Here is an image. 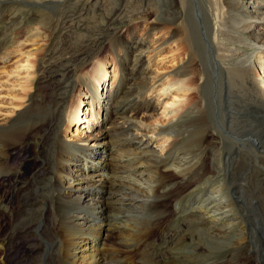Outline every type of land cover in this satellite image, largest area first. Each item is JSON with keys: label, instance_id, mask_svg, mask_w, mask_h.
Listing matches in <instances>:
<instances>
[{"label": "rangeland", "instance_id": "1", "mask_svg": "<svg viewBox=\"0 0 264 264\" xmlns=\"http://www.w3.org/2000/svg\"><path fill=\"white\" fill-rule=\"evenodd\" d=\"M154 2L155 0H0L1 21L7 20L12 14V16L17 17L18 26L30 30L25 36L17 40H13V35L8 37L4 50L0 52V66H2L0 67V108H2L1 113H3L0 118L2 119L5 116L4 114L14 107L13 102L18 101L23 96L24 90L22 88L24 85L30 86L33 84L48 96L56 94L61 96L63 105L60 108V113L63 117L66 115L64 108L72 99V94H78L83 100L81 113L83 117H86V120L84 124L69 127L65 135L68 140L78 142L81 145L95 143L97 139L94 138V135L98 133L97 131L108 126V124L101 123L104 116V106L94 101L88 95L87 88L81 84L77 85L73 91L74 80L77 78V74L80 75L82 71L90 70L92 62L102 58L101 61L103 60L106 63L108 76L105 85H100L99 90L100 93H107L108 90L111 88L114 90L119 84L122 75L121 65H123L124 76L121 87L113 92L114 99L111 101L113 108L110 109V112L114 117V121L127 125V123H124L127 121L126 114H129L132 109L146 106L147 99H151L155 109L144 112V114H138L137 122L147 126L149 137L153 139L152 146L156 148L157 152L166 154L171 145L172 137L180 131H184L185 139L183 140L181 137L182 141H177L172 158L178 157V152L187 149L188 152L190 151V158L185 159L186 163L183 166V171L181 173L179 171L167 181L163 180V176L160 174L155 176L153 183L156 188L151 197L153 202L144 205L143 209L139 208L145 216L138 226V230L142 234L135 238L139 241L133 240L126 244H119V242L112 245L114 247H107L108 250L103 253L100 260L103 264H122L120 258L126 255V257L131 256L136 264H149L152 259L159 263L175 260L182 264H204L221 258V262L223 261L224 264L229 263L235 258L244 256L247 253V248L243 247L236 250L224 248V240H231L236 232L230 229L229 232L231 233L228 232L227 236L223 228H217L214 222L200 210V201L201 198L214 190V182H208V178H206L212 174L214 165L221 166L224 169H232L230 162L225 160L226 149L223 148L222 135H231L226 128L264 127V109L262 112L253 111V106L258 105L261 101L262 91H264V47L254 39L252 30L245 27V13L232 0H225L228 9V20L226 32L222 38L226 45L219 51L226 50L230 54V57L224 60L228 68L244 71L246 75L244 79L237 78L229 82L235 85L236 92L233 95V102L239 108L233 114L234 122L229 120L224 125L219 124L212 110L206 107L209 129L213 132V136L208 141V151L211 154V159L209 156L207 161L203 159V154L199 149L202 121L196 117V111L201 104H209L215 105L217 112V102L214 103V94L218 98L223 76L220 75L218 67L212 62L214 51L207 40L203 20L201 17L196 16L200 38L194 36L193 31L188 27L190 50L186 56L192 57L193 60L189 72L180 76L185 79L184 84L186 85L182 88H170L173 81L180 78L174 74L171 61L173 56L179 54L180 47L173 41L163 44L162 48L158 47L165 38L150 31L149 23L152 16L145 15L149 13V9ZM143 14L145 17L142 16ZM184 18L185 16H179L173 21L169 18L165 20L168 23L171 21L176 24ZM211 18L215 22L212 13ZM216 26H218L217 23ZM133 29L137 33V38L148 37L149 40L148 46H150L147 56L149 55L150 58L146 59V66L150 67L147 78L143 72V60L135 57V54L139 53V47L133 46L130 48L129 45L125 44L120 52L118 51V55L114 50L115 37L113 31L117 34L116 36L125 34L124 38H129L126 31L130 30L132 32ZM10 51L13 54H10L9 59L11 58V60L8 61L3 57ZM260 54L262 55L261 61L258 59ZM82 68L84 69L82 70ZM203 68L210 76V81L206 85L200 79H193V71L195 72V69L202 70ZM67 70L70 71L69 74H66ZM224 77L226 82L229 81L226 74ZM167 88L169 89L167 90ZM222 107L229 116L228 113L231 112V109L225 105V102ZM177 110L181 111L176 113ZM171 122L173 127L168 128L170 132H162L161 128L168 126L167 124ZM118 123L111 130L113 132L105 129L110 134L109 136L108 134L101 135V141L104 144L101 145L100 149L106 147L108 152L112 151L110 162H116V154L121 150V147H126L127 144L124 141H127L130 136L131 128L128 126L121 128ZM88 125H91V127H88ZM26 128L27 125H22L19 131H24ZM243 130L245 133H249L247 128ZM53 133V129L46 130L45 128L40 132H35L27 138L19 149L13 151V153L17 152V155L11 159L20 166V173L11 172V174H6L2 164H0L1 172L3 171L1 175H3L6 188L4 201L1 200L0 202V206L5 212L0 217L3 223L2 228H4L0 233V239H3L0 241V250L1 248L3 251L9 249L7 241L10 240L6 237V234L9 233V228L12 225L15 229H18L14 241L19 243L18 247L14 248V251L10 254L11 257L7 252L4 253V256L0 255V264H25L28 260H31L30 254L32 252L39 254L40 250L45 249V245L44 247L40 245L36 247L41 239L35 233V228H30V231L25 233L21 231V227L31 217H33L31 218L33 227L40 220L39 215L31 216L30 213L31 210H34L31 206L37 194L34 178H36L39 186L42 188L44 186L45 190H41L43 194L49 196L52 193L51 183L49 182L53 179L54 171L52 169L56 161V143ZM81 139L88 140V142H82ZM245 139H250V137H245ZM228 144L231 143L228 141ZM261 145L263 146L261 151L264 152V140ZM246 149L249 152L250 149L248 147ZM221 151L224 162H222ZM175 161L176 159H174V163L171 161L174 166L177 164ZM167 164H169V161ZM153 165L160 166L163 165V162L158 161ZM107 169L103 174L105 182L103 181V184H101L104 188L96 187L94 191H99L102 188L101 191H106L109 194L104 196L108 211L100 217L96 215H87V217L94 222L104 221L110 224H119L124 219L133 218L130 215L124 217L122 213L117 214V207L112 203L114 195L126 191L120 181L123 180L122 178L126 173L122 170L113 172L114 166ZM117 173L119 174L117 175ZM225 173L224 189L230 191L232 178L228 173ZM34 174L36 175L34 176ZM240 183L243 184V182ZM246 186V184H243V187ZM230 192L229 198L232 194L234 197L235 189H231ZM111 195L112 197H109ZM237 196L239 194H235V197ZM146 198H148L147 195ZM18 204L23 205V208L11 216L9 209H16ZM43 209L52 214V216H47L45 219L47 222L45 223V230L47 239L48 236L50 237L48 241H52L53 245L46 246L49 252L45 251L47 257L45 256L46 258L42 260L44 262L41 261L40 263L65 264L67 257L61 248L62 241H66L67 236L73 232L74 227L69 225L66 220L63 223L64 220H61L60 215L57 214L58 212H55L52 207ZM238 210L236 212L239 215H244V221H247L245 206L244 211L242 209ZM53 213L56 216H53ZM127 213L135 214L133 210H129ZM129 222L132 223V220H129ZM249 228L251 229V227ZM113 234H118V230L114 229ZM210 235H217V239L207 241L206 238ZM63 236L65 237L63 238ZM146 236H149L148 241ZM221 236L224 239H221L222 242L221 240L218 241ZM142 242L143 244H141ZM195 243L202 245V252L191 253V247ZM106 244L109 246L108 242ZM139 244H141L140 248ZM118 245H121L120 249L123 248L121 253L120 249H117L119 248ZM125 249L126 251H124ZM129 250L131 254L127 253ZM149 253L153 256H150ZM114 256L116 257L114 258ZM191 259L195 260L192 261Z\"/></svg>", "mask_w": 264, "mask_h": 264}, {"label": "bare ground", "instance_id": "2", "mask_svg": "<svg viewBox=\"0 0 264 264\" xmlns=\"http://www.w3.org/2000/svg\"><path fill=\"white\" fill-rule=\"evenodd\" d=\"M232 1L245 13V27L252 30L254 39L257 40L258 44L264 47V0ZM211 13L215 17V22L212 21ZM227 14L228 9L225 0H155L149 9V13L145 14L152 16V20L149 23L150 31L153 34L158 33L160 36L165 38L163 43L161 42L162 44H159L158 47L162 48V45L167 44L169 41H173L179 45V54L173 56L171 60L172 66L174 67L173 72L178 77L188 73L192 66V57L186 56L190 50L188 30L190 28L191 31H193L194 36L199 39L200 32L196 16L201 17L203 20L207 40L214 51L212 62L218 67L220 75L223 76L218 98L214 94V103L217 102V112L216 106L209 104H201L199 106L200 108L196 111V117L202 121V133L200 135L201 145L199 149L203 154V159H206L207 161L209 156L211 159V154L208 151V141L213 136V132L209 129L207 121L208 110L206 107L212 110L219 124L224 125L229 122V120L234 122L233 114L235 113V110H238L239 108L233 102V95L236 92V88H234L235 85L229 82L237 78L244 79L246 75L244 71L228 68L224 63V60L230 57V54L226 52V50L219 51L226 45L222 36H224V33L226 32L228 20ZM145 15L143 14L142 16L145 17ZM179 16H185V18L176 24H173L171 21L168 23L167 20H165L166 18H169L173 21ZM17 20V17L14 15L12 16V14H10L8 19L5 21H1L0 19V52L4 50L8 37L13 35V40H17L30 32L27 28L18 26ZM216 23L218 26H216ZM135 32V29H133L132 32L127 30L126 33H128L129 38H124L125 34L116 36L117 34L113 31V35L115 37L114 50L118 55V51L120 52V49L123 48V45L125 46V44L129 45L130 48L133 46L139 47V53L135 54V57H139L143 60V72L147 78L150 67L146 66V59L150 58L149 55L147 56V51L150 46H148L149 40L148 37L137 38V33ZM11 53L12 52L10 51L3 58H6L8 61L11 60V58L9 59ZM101 59L92 62L90 70L84 72L82 71L80 75L77 74V78L74 80V86L72 87L74 91V88L77 85L81 84L85 86L87 88L88 95L94 101L101 103L102 106H104V116L101 123L108 124V126H105L103 129H99V131H97L98 133L94 135V138L97 139L95 143L81 145L78 142L68 140L65 135L69 127L72 125L75 126L82 123L84 124V121L86 120V117H83L81 113L83 100L78 94H72V99L67 106L65 105L66 107L64 109L66 111V115L63 117L60 113V108L63 105L61 96H58L57 94L48 96L41 89H37L33 84L30 86L24 85L22 88L24 90L23 96L18 99V101L13 102L12 105L14 107L6 112L2 119L0 118V164H2L3 170L6 174H11V172L20 173V166L14 163L11 158L17 155V152L13 153V151L17 148L19 149L29 136L35 132H40L44 128L46 130L53 129V134L55 135L56 161L55 166L52 169L54 171V176L52 181L49 182L51 183L52 193L49 196L43 194L41 190H45L44 186L43 188L39 186L36 178H34V181L36 182L37 194L35 195L33 205L31 206L34 210H31L32 212L30 213L31 216L39 215L40 220L33 227L31 220L33 217H31L30 219H27L28 221L25 222L23 227H21V231L25 233L29 232L30 228H35V233L41 239L40 243H38L36 247L39 245L44 247L45 245V249H39V254L32 252L30 254L32 257L31 260H28L25 264H41L40 262L47 257L45 254V251H48L46 246L53 245L52 241H48L50 237L48 236L47 239V233L45 230V223H47L45 219L47 216H52V214L47 213L43 208L48 209L52 207L55 212H58L57 214L60 215L61 220H64L63 223L66 220L69 225L74 227L73 232L67 236L66 241L64 239V241H62L61 248L67 257L65 264H103L100 258L103 253L108 250L107 247L119 242V244H126L128 242H132L133 240L139 241L135 238L142 234L138 230V226L141 219L145 217L142 214L143 211H140L139 208L143 209L144 205H149L153 202V198L151 199V197L155 193L156 188L153 183L155 176L160 174L163 176V180L167 181L168 179L174 177L175 174L179 173V171L181 173L183 171V166H185L186 163L185 159L190 158V151L188 152V149L181 150L180 153H182V155L178 152V157H173L176 159L175 162L177 164H175V166L172 164L174 163V159L172 158V156H174L172 154L174 147L176 150L177 141H182L181 137L183 140L185 139L184 131H180L172 137L171 145L166 154L157 152L156 148L152 146L153 139L149 137L147 126L137 122L138 114H144V112L149 110L153 111L155 109L151 99H147L146 106L140 107L144 109H132L129 114H126L127 121L124 123H127V125L114 121V117L110 112V109L113 108L111 101L114 99L113 92L118 87H121L124 76V68L123 65H121L122 75L117 87L114 90L111 88L107 91V93H100V85H105L108 76L105 66L106 63L103 60L101 61ZM258 59L261 61V54L258 56ZM83 69L84 68H82V70ZM69 72L70 71L67 70L66 74H69ZM225 74L229 79L227 82L224 77ZM193 79H200L202 83L206 85L210 81V76L206 73L204 68L202 70L195 69V72L193 71ZM184 83L185 79L180 77L173 81L170 88H182L186 85ZM147 85L149 87L148 81ZM168 89L169 88H167V90ZM224 102L225 105L231 109V112L228 113L229 116H227L226 112L223 110L222 105ZM263 109L264 91H262L261 101H259L258 105L253 106V111L262 112ZM179 111L181 110H177L176 113ZM1 112L2 108H0V115L3 114ZM117 123L120 124L121 128L128 126L131 128V131L129 132L130 136L128 140L124 141L125 144H127L126 147H121V150H119L116 154V162H110L112 160V157H110L112 155V151L108 152L106 147L100 149L101 145L104 144L103 141H101V135H107V131L113 132L111 130L113 127L117 126ZM22 125H27V128L20 132L19 128ZM167 125L168 126H163L161 128L162 132H170L168 128H172L173 123L171 122ZM88 127H91V125H88ZM244 128L248 129V134L244 132ZM105 129L107 131H105ZM226 129H228L231 135H222L223 148L226 149L225 160L230 162L232 169H224L221 166L218 167L217 165H214L212 174H209L210 177H206L208 178V182H214V190L209 192L206 196H204V198H201L200 210L203 211V214L207 216V218H210L214 222L217 228H223L224 233L227 234L230 229L236 232L235 236L229 241L224 240L222 236V238L220 237L218 239V241L221 239L224 240V248H232L235 250L243 247L247 248V253H245L244 256H240L237 259L234 256V260L225 264H264V152L261 151L263 149L261 143L264 140V127L256 128L252 126H242L238 129L231 127ZM109 135L110 134H108V136ZM248 136L250 139H245V137ZM81 140H83L82 142H88V140L85 139ZM228 141L231 143L230 145L228 144ZM247 147L250 149V153L247 151ZM221 156L222 162H224L225 160L222 151ZM178 160L180 161L178 162ZM158 161L163 162V165H153ZM168 161L169 164H167ZM111 166H114L115 168L112 170L113 172L122 170V172L126 173L122 178L123 180H120L126 191H123L121 194L114 195L113 197L112 195L109 197H112V203L117 207V214L122 213L124 217H126L125 215L133 217L127 220L124 219V221H121L119 224H110L109 222L104 221L94 222L87 217V215H96L97 217H100L108 211L104 202V196L108 193L106 191H101L102 188H104L101 184H103L104 181L103 174L106 171V168L109 169ZM205 167L207 168L206 164ZM2 172L0 167V202L3 200L6 191L5 184L3 182V175H1ZM225 172L232 178L230 191L231 189H235L234 197L232 194L231 198H229V194H231V192L224 189ZM118 174L119 173H117V175ZM35 175L36 174H34V176ZM240 182H243V184H246L247 186L243 187V184ZM96 187L102 188L99 191H94V188ZM235 194H239V196L235 197ZM146 195L148 198H146ZM108 199L110 200V198ZM244 206L246 208V216L248 217L247 221H244V215H239L236 212L238 209H242L244 211ZM22 208L23 205L18 204L16 209H9L11 216L16 212H19ZM129 210H133L135 214H128L127 211L129 212ZM3 213L5 212L0 206V217ZM54 214L55 213H53V216H56ZM129 220H132V223H130ZM2 226L3 223L0 220V233L2 229H4ZM249 227H251V229ZM114 229L118 230V234H113ZM230 233L231 232H229V234ZM17 234L18 229H15L12 225V227L9 228V233L6 234V237L10 240L7 241L9 249L3 251L1 248V256H4L5 252L10 255L12 251H14L13 249L18 247L19 243L14 241ZM210 236L206 238L207 241L217 239V235ZM64 237L65 236H63V238ZM2 240L0 239V241ZM107 242L109 246H107ZM141 244H143V242ZM141 244H139V248ZM118 247L119 248L117 249H120L121 245H118ZM121 249L120 253L123 251ZM202 250V245L199 243H195L191 247V253L202 252ZM124 251H126V249ZM127 253L131 254L130 250ZM115 257L116 256H114V258ZM221 259H218L217 261L211 260L204 264H224L223 261L221 262ZM120 261H122V264H136V261H134L131 256L126 257V255L125 257L120 258ZM226 261L228 260L226 259ZM43 262L44 261H42V263ZM109 262L110 260L108 263ZM149 264L182 263L175 260L167 263H159L158 261L152 259Z\"/></svg>", "mask_w": 264, "mask_h": 264}]
</instances>
